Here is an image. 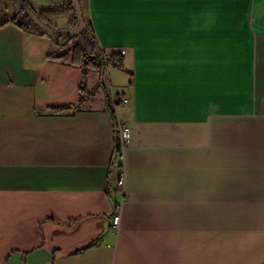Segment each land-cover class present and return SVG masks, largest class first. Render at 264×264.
<instances>
[{"label": "crops", "instance_id": "obj_1", "mask_svg": "<svg viewBox=\"0 0 264 264\" xmlns=\"http://www.w3.org/2000/svg\"><path fill=\"white\" fill-rule=\"evenodd\" d=\"M141 2L83 0L125 56L103 76L120 153L105 92L53 112L79 104L81 69L49 60L48 35L0 27V264H264V0H150L180 9L176 38L108 43L92 15ZM21 5L0 0V20Z\"/></svg>", "mask_w": 264, "mask_h": 264}, {"label": "trees", "instance_id": "obj_2", "mask_svg": "<svg viewBox=\"0 0 264 264\" xmlns=\"http://www.w3.org/2000/svg\"><path fill=\"white\" fill-rule=\"evenodd\" d=\"M17 1H21L22 4L19 15H15L9 19L0 20V27L8 22H13L26 31L41 35H48L55 44L54 50L48 54L49 60L71 65L81 69L82 71L83 78L80 86L79 104L77 106L52 108V111L61 113L68 112L73 109H80L83 105H85L87 100L93 98L97 90L102 89L105 92L107 108L112 115L114 126L116 128L115 152L120 153L124 144L120 139V123L117 118L115 107L120 105L122 101L118 100L113 102L112 98H110V95L107 92V86L104 82L103 76L107 73L110 63H113L115 67L121 70H126L124 53L122 51L112 54H108L106 52L96 33L91 16L89 13L87 15L86 8H84L82 4L81 7L83 22L85 26L83 30L78 32L75 36L70 37L71 30L78 28L81 24V21L77 15L66 29L59 28L49 20L55 15L69 13L71 11L69 8L63 9V6L68 0L54 2L48 8L43 9L40 12H37V10L31 5V0ZM27 9H30L40 21L52 29L53 33L50 35L48 33L41 32L40 26L33 20V18L27 12ZM74 12L76 14L75 7ZM94 74H98L100 76L99 81L92 89H89L88 81Z\"/></svg>", "mask_w": 264, "mask_h": 264}, {"label": "rangeland", "instance_id": "obj_3", "mask_svg": "<svg viewBox=\"0 0 264 264\" xmlns=\"http://www.w3.org/2000/svg\"><path fill=\"white\" fill-rule=\"evenodd\" d=\"M63 0H31V5L38 9L39 6L51 5L54 2H62ZM150 0H142V8L130 9V14H108L99 16L92 15L95 26L104 23L109 27L108 43L113 45H130L140 44L143 47H150V45H157L160 42L165 43L176 38L178 27L181 25L182 15L180 9H172L168 7H149ZM83 6V0L81 3ZM71 9L69 13L58 14L59 28H68L64 25L66 17L73 15L72 20L76 16L74 12L73 0H68L63 6V9ZM85 8V6H84ZM89 11V10H88ZM86 9V13L88 15ZM38 12V11H37ZM91 16V15H90ZM71 20V21H72ZM71 23V22H70ZM109 47V46H107ZM108 54L121 52V50H109ZM109 68H117L113 63H110ZM128 71V70H126ZM108 86V85H107Z\"/></svg>", "mask_w": 264, "mask_h": 264}, {"label": "water", "instance_id": "obj_4", "mask_svg": "<svg viewBox=\"0 0 264 264\" xmlns=\"http://www.w3.org/2000/svg\"><path fill=\"white\" fill-rule=\"evenodd\" d=\"M73 3H74V7L76 9V15L78 16L79 20L81 21V24L79 25L78 28L71 30L70 37L75 36L78 32L83 30V28L85 26L84 22H83L81 0H73ZM27 12L30 14V16L33 18V20L40 26L41 32L48 33L50 35L53 33V30L50 29L45 23L40 21L30 9H27Z\"/></svg>", "mask_w": 264, "mask_h": 264}, {"label": "built area", "instance_id": "obj_5", "mask_svg": "<svg viewBox=\"0 0 264 264\" xmlns=\"http://www.w3.org/2000/svg\"><path fill=\"white\" fill-rule=\"evenodd\" d=\"M124 102H126V100H124ZM119 134H120V139H121L122 143L125 144V142L127 141V128L125 127V125L120 124ZM119 182L122 184L123 179H120ZM115 206H116L117 210L114 212V214L112 216L111 227L113 230L117 231L120 228L121 214L119 211L120 205L116 204Z\"/></svg>", "mask_w": 264, "mask_h": 264}]
</instances>
